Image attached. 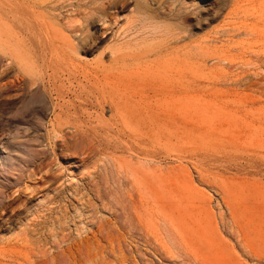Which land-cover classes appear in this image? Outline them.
I'll return each mask as SVG.
<instances>
[{"label": "rangeland", "instance_id": "obj_1", "mask_svg": "<svg viewBox=\"0 0 264 264\" xmlns=\"http://www.w3.org/2000/svg\"><path fill=\"white\" fill-rule=\"evenodd\" d=\"M158 1L120 17L138 4L177 28L160 55L110 66L101 39L63 98L0 113V264H264V0ZM18 2L0 0L14 42ZM173 4L190 15L176 26Z\"/></svg>", "mask_w": 264, "mask_h": 264}, {"label": "bare ground", "instance_id": "obj_2", "mask_svg": "<svg viewBox=\"0 0 264 264\" xmlns=\"http://www.w3.org/2000/svg\"><path fill=\"white\" fill-rule=\"evenodd\" d=\"M22 1L24 2H18L17 6L12 8L17 15L14 19L19 20L21 24L17 42H14L12 26L7 22H0L1 114L12 112L24 100L44 102L46 92L55 94L57 98H63L64 91L57 84L60 77L74 78L75 73L78 72L74 64L75 54L89 53L101 39L106 38L111 43L106 56L109 58L110 66H115L121 63L125 65L127 61L149 58L151 55L158 56L162 52L157 50V40L161 38L176 40L179 36L177 28H163L158 25V22L152 18L150 9L142 10L138 4L135 9H131L132 17L121 20L120 12L129 0ZM153 5L154 10H165L161 1L154 0ZM29 7L34 11L31 12ZM163 14L175 26L190 16L185 8L176 4L167 8ZM39 16H44L49 23L43 25L31 21V18ZM5 19L7 17L0 20ZM61 29L69 35H63ZM37 33L40 34L39 38L36 37ZM29 47L39 48L36 52L38 61L32 60ZM39 64H41L40 70ZM69 104L57 103L52 107L53 132L59 130L61 134L65 131L64 127L70 122L71 117ZM46 107L47 104H44L41 109L45 111ZM113 116L124 122V117L118 109H115ZM38 122L43 124L44 119L38 118ZM108 122L109 120L105 121V124Z\"/></svg>", "mask_w": 264, "mask_h": 264}]
</instances>
